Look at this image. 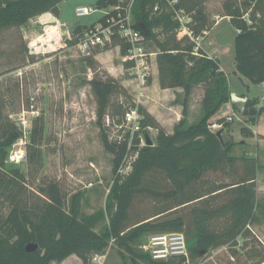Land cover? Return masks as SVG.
Returning <instances> with one entry per match:
<instances>
[{
    "label": "rangeland",
    "instance_id": "rangeland-1",
    "mask_svg": "<svg viewBox=\"0 0 264 264\" xmlns=\"http://www.w3.org/2000/svg\"><path fill=\"white\" fill-rule=\"evenodd\" d=\"M63 1L60 4L61 21L42 23L38 15L25 21L20 27L0 31V93L3 116L14 121L22 132V136L10 147L9 155L14 150H22L25 154V160L19 163L12 162L8 155L4 168L0 169V223L9 214L14 204V193L19 189L15 184L10 185V176L19 171L25 176L22 193L18 194L20 200L29 202L30 205L43 204L48 199L49 186L56 183L67 195L69 203L73 195H80L81 215L97 216L95 230L99 232L110 227L111 215L116 210L115 206L111 209L107 206V198L114 181L117 178L122 181L134 167L132 163L129 169L121 168L129 164L130 158L125 152L117 170H114L115 154L106 147L105 138L115 142L125 130L115 125L117 118L110 115V105L115 102L123 103L124 114L132 108L139 109V105L149 113L153 109L158 116L168 118L165 122L161 117L160 121L156 115L150 113L168 133H172L174 126L183 117L181 102L184 92L169 91L160 96L153 88L147 89L143 97L140 96L139 83L130 74L129 68H125L126 61L121 53L120 38L117 36L106 45L94 48L89 54L82 53L78 47L80 38L84 36L86 28L101 22L104 10L98 9L90 15L78 17L75 14L76 7L97 6L98 0ZM221 1L222 7H208L206 3L207 23L204 30L210 28V33L205 46L213 51V45H218L222 56L226 58V70L229 71L235 57V28L226 18L215 23L219 19L215 12L225 14L223 0ZM160 7L161 10L167 8L165 5ZM157 11L154 7V14L162 12ZM248 14L245 15L247 20ZM161 29L157 27L154 32L158 33ZM203 32L198 35L193 33L192 38L187 35L195 43L196 54L200 50L204 51ZM149 45L158 52L156 40H149ZM230 76L232 80L233 74ZM112 79L117 80L121 89H114L104 97L97 83ZM233 82L235 86L232 89L239 96L232 92L231 95L236 96L237 106L233 111L230 106L222 107L213 116L218 119L217 122L210 119V128L215 133L220 132L219 138L222 142H236L231 154L237 160L234 164H224L218 171L207 172L203 177L204 183H197L195 187L204 191L211 184L240 181L254 173L258 199L264 202V111L252 122L254 116L251 108L245 107L248 98L257 100L254 108L264 107V84L252 83L244 76L241 80L236 77ZM206 89L207 84L204 83L194 87L188 103V124L195 123L203 115L202 103ZM176 108L180 112L178 121ZM141 115L142 124L145 125V116L142 113ZM38 118L43 125L42 140L38 145L29 147L34 121ZM221 119L225 122L219 123ZM214 124H220V127ZM145 126L152 129L151 138H155L156 143L158 129L147 124ZM243 127H248L251 135L245 136ZM28 148L31 159H28ZM252 165L254 172L249 167ZM152 174L147 179L150 188L166 190L170 187L163 173ZM225 196L220 195L216 203L224 201ZM164 204L163 200L154 199L147 193H137L129 207L131 222L152 216ZM192 206H183L165 217L182 215L188 227ZM256 216L250 233L239 237L237 243L214 246L201 256L191 253L190 261L186 264H264L262 207H258ZM156 233L155 229L143 233L138 240V248L136 243L132 244L134 250L145 253L143 246ZM99 254L103 255L102 262L92 258L91 264H147L140 259L134 262L114 239ZM52 264L83 262L73 254L62 262L54 261Z\"/></svg>",
    "mask_w": 264,
    "mask_h": 264
},
{
    "label": "trees",
    "instance_id": "trees-1",
    "mask_svg": "<svg viewBox=\"0 0 264 264\" xmlns=\"http://www.w3.org/2000/svg\"><path fill=\"white\" fill-rule=\"evenodd\" d=\"M62 1L0 0V31L20 27L25 21L46 12L59 15ZM207 1L179 0V7L184 8L192 18L189 27L196 35L204 31L207 23ZM115 3L116 0H98L96 7L103 9ZM157 4L167 8L154 14ZM168 7L166 0H135L133 16L135 27L148 40H156L160 86L164 89L182 87L184 90L181 102L183 117L174 126V131L168 133L139 105L140 112L145 116L144 124L158 129L156 143L142 147L132 172L122 181L120 178L114 181L107 206L110 209L115 206L116 210L111 215L110 227L99 232L95 230L97 216L81 215L79 194L73 195L69 203L67 195L55 183L49 186V196L43 204L30 205L20 200L18 195L22 193L24 174L17 171L16 175H11L10 185L15 184L19 189L14 193V204L9 214L0 223V264H52L54 261L62 262L73 254L83 264H91L94 255L105 251L111 239L124 248L134 262L140 259L147 264H183L184 259L178 257L167 261L155 260L148 253L136 252L132 244L136 243L138 248L140 236L151 229L157 233L183 232L190 256L191 253L201 256L214 246L237 243L239 237L250 233L251 225L257 219L258 207L264 209V202L258 199L254 173L240 181L211 184L204 191L195 187L197 183H204L203 177L207 172L218 171L224 164H234L237 160L231 154L236 142H222L210 128V119L230 102L232 95L228 78L218 61L208 57L203 50L195 53V43L179 30L180 23ZM223 9L224 15L230 17V23L238 30L234 39L237 72L252 83L264 82V0H223ZM247 13L249 20L245 18ZM105 17L101 18V22ZM157 27L162 28L158 33L154 32ZM119 42L121 53L125 54L126 46L121 40ZM201 83L207 84L202 103L203 115L195 123L188 124L190 96L194 87ZM97 84L104 97L114 89H121V85L113 79ZM256 103V99L248 98L245 104L246 109L251 108L252 122L264 111L263 106L254 108ZM123 108L121 102L110 105V115L117 118L118 123L124 114ZM224 122V119L219 121ZM42 132L43 125L38 118L34 121L29 147L41 142ZM242 132L245 136L252 133L248 127H243ZM21 136L22 132L14 121L3 116L0 93V169L7 162L10 147ZM105 144L115 154L114 170H117L128 143L111 142L105 138ZM28 159H31L29 148ZM249 167L252 170L253 165ZM154 172L164 174L169 181L168 189L150 188L147 179ZM137 193H147L165 204L152 216L131 222L129 207ZM220 195H226L225 199L216 203ZM187 205H193L188 227L182 215L165 217ZM29 243L38 244V248L28 251Z\"/></svg>",
    "mask_w": 264,
    "mask_h": 264
},
{
    "label": "built area",
    "instance_id": "built-area-1",
    "mask_svg": "<svg viewBox=\"0 0 264 264\" xmlns=\"http://www.w3.org/2000/svg\"><path fill=\"white\" fill-rule=\"evenodd\" d=\"M169 9L172 11L175 20L180 23L179 30L185 32L191 38L193 31L189 27L192 21L191 16L182 7H179V0H166ZM135 0H116L115 5L103 8L104 20L99 24L92 25L85 30V34L78 43L79 50L84 54H89L94 48L104 46L113 41L117 36L126 46L124 59L129 63L130 74L139 83L144 86L153 75L154 66L157 65V52L152 50L147 37L135 27L133 6ZM96 6H78L75 14L78 17L87 16L96 12ZM155 10L161 11L159 5ZM121 46V45H120ZM231 118V117H230ZM143 116L138 107L125 112L120 119L116 121L117 127L125 130L118 142L127 141L126 156L129 164L121 168L129 169L132 163L139 156V151L144 146L155 145V138H151L150 130L142 124ZM220 127V124H214ZM151 128V127H150ZM150 137L151 144L147 143ZM136 141H138L136 143ZM136 148V150H134ZM9 158L12 162L19 163L25 159L22 150H14ZM144 252L150 254L155 260H170L171 258H183L184 264L190 261V252L186 235L183 232H166L153 235L148 243L143 246ZM95 261L102 262L103 255L95 254Z\"/></svg>",
    "mask_w": 264,
    "mask_h": 264
},
{
    "label": "crops",
    "instance_id": "crops-1",
    "mask_svg": "<svg viewBox=\"0 0 264 264\" xmlns=\"http://www.w3.org/2000/svg\"><path fill=\"white\" fill-rule=\"evenodd\" d=\"M62 2H64V1H62ZM61 2V3H62ZM222 1L221 0H208L206 3H208V7L209 6H211V7H213V5H218V7H222V3H221ZM60 3V4H61ZM59 4V9H60V14L61 15H54L53 13H50V12H46V13H43V14H41L40 16H39V18H40V21L42 22V23H45V22H47V23H51V22H54V21H61L62 20V9H61V5ZM215 14L216 15H218L219 16V19H217L216 21H215V23H217V22H219V21H221V19L222 18H226L227 20H229V22H230V17L229 16H226V15H221V14H218V13H216L215 12ZM214 23V24H215ZM232 25V24H231ZM233 26V25H232ZM234 27V26H233ZM235 28V27H234ZM204 38H203V41H202V43H203V48H204V51H205V53L208 55V57H210V58H214V59H216L217 61H218V63H219V66H220V69L226 74V76H227V78H228V81H229V86H230V90H231V92L232 93H234V94H236V92L232 89L233 88V86H235V84H234V82H233V79H236V77H238V79H242V76L243 75H241V74H239L238 72H237V69H236V62H235V57L232 59V61H231V68H230V70L229 71H227L226 70V63H225V61H226V58L224 57V56H222L223 54H221L222 53V50L221 49H219V47H218V45L217 44H214L213 45V51H211V50H209V49H207V47L205 46V43H206V40H207V37H208V35H209V33H210V28L208 29V30H204ZM238 33V30L235 28V35ZM201 43V44H202ZM124 64H125V68L127 67L128 68V65H129V63L128 62H124ZM128 70V69H127ZM233 74V79L231 80L230 79V74ZM246 78V77H245ZM136 81V80H135ZM152 83V84H151ZM264 84V82H262V85ZM140 88V90H139V94H140V96H142L143 97V94H146V91H147V89L149 90V89H155V93L156 94H159L160 96L163 94L164 95V93H167V92H172V91H179V92H184V90H183V88L182 87H176V88H162L161 86H160V82H159V71H158V65H155L154 66V70H153V75H152V77H150L149 78V80H148V83L146 84V85H144V86H140L139 87ZM237 95V94H236ZM237 96H239V95H237ZM145 101V100H144ZM236 100L235 99H232L230 102H228V103H226V104H224L222 107H224V106H230V108L232 109V111L234 110V107H236L237 106V102H235ZM221 107V108H222ZM220 108V109H221ZM150 111V110H149ZM150 113H152L153 115H156L158 118H159V120L160 121H162L160 118L163 116H158V114L152 109L151 111H150ZM229 114H231V113H229ZM176 115L178 116L177 118H176V121H178V119H179V116H180V112H179V110H177V108H176ZM216 115H217V113H216ZM216 115H214V117L216 116ZM214 117H212V120L213 121H215V122H217V120L218 119H214ZM218 118H220V117H218ZM162 119H163V121H167V119L168 118H164V117H162ZM164 122V123H165ZM169 123H170V121H169ZM173 125V124H172ZM165 126V125H164Z\"/></svg>",
    "mask_w": 264,
    "mask_h": 264
},
{
    "label": "water",
    "instance_id": "water-1",
    "mask_svg": "<svg viewBox=\"0 0 264 264\" xmlns=\"http://www.w3.org/2000/svg\"><path fill=\"white\" fill-rule=\"evenodd\" d=\"M232 98H233V99H236V96L233 95ZM217 135H218V137L221 138V134H220V132H218ZM148 144H151V140H150V138H148ZM37 248H38V244H36V243H29V244L27 245V250H28V251H35Z\"/></svg>",
    "mask_w": 264,
    "mask_h": 264
}]
</instances>
